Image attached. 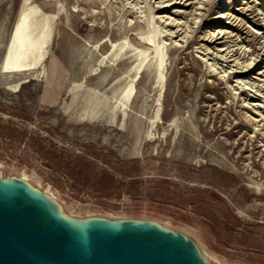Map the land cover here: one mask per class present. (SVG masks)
Wrapping results in <instances>:
<instances>
[{"label":"rangeland","instance_id":"374dc122","mask_svg":"<svg viewBox=\"0 0 264 264\" xmlns=\"http://www.w3.org/2000/svg\"><path fill=\"white\" fill-rule=\"evenodd\" d=\"M2 145L87 199L191 217L264 263V0H0Z\"/></svg>","mask_w":264,"mask_h":264},{"label":"water","instance_id":"95a60500","mask_svg":"<svg viewBox=\"0 0 264 264\" xmlns=\"http://www.w3.org/2000/svg\"><path fill=\"white\" fill-rule=\"evenodd\" d=\"M0 264L264 263L216 248L191 217L87 199L46 171L29 152L4 145Z\"/></svg>","mask_w":264,"mask_h":264},{"label":"bare ground","instance_id":"6f19581e","mask_svg":"<svg viewBox=\"0 0 264 264\" xmlns=\"http://www.w3.org/2000/svg\"><path fill=\"white\" fill-rule=\"evenodd\" d=\"M38 7V6H37ZM40 11V10H39ZM37 9L32 6V7H29L28 10L27 8H25V10L22 12V15L20 17V27H22V30L20 31L21 33H23V35H26L27 33H31L33 30H35V27H36V20H37ZM47 16V15H46ZM32 26V27H31ZM24 30V31H23ZM36 32V31H35ZM42 32V31H41ZM32 34V33H31ZM29 35V34H28ZM27 36V35H26ZM28 40V38H26ZM33 39V37H32ZM31 40V38L29 39ZM25 41V40H24ZM153 40L150 39V38H146L145 41H144V44L145 45H149L151 47H153ZM25 44V43H24ZM26 47V46H25ZM118 44H112V50L114 51H118L119 48H118ZM27 49V48H26ZM20 53V52H19ZM22 53V52H21ZM145 59L147 60L149 57H148V54L144 55ZM126 93V92H125ZM127 99L130 98V95L129 94H125V96Z\"/></svg>","mask_w":264,"mask_h":264},{"label":"crops","instance_id":"0c3cea01","mask_svg":"<svg viewBox=\"0 0 264 264\" xmlns=\"http://www.w3.org/2000/svg\"><path fill=\"white\" fill-rule=\"evenodd\" d=\"M52 34H53V31H52ZM52 34H51V36H50V38L47 40V43L45 44V46H43L44 47V50H45V52L43 51V53H41L40 55H38V58L40 59V60H42V59H44L46 56H47V53L49 52V45H50V41H51V37H52ZM13 38V37H12ZM13 41H14V44H13V46L11 47V49H10V52L12 53V56L14 57V59H13V61L12 62H10V64H7L6 66H5V70L6 69H18V68H20V66H18V61H20V60H18L19 59V56H18V51H19V42L18 41H15V39L13 38ZM38 47H39V49L41 48V49H43V47H41V41L40 42H38ZM25 47V46H24ZM8 62V61H7ZM38 63H40V61H38Z\"/></svg>","mask_w":264,"mask_h":264}]
</instances>
